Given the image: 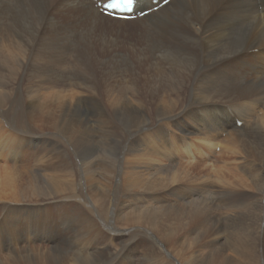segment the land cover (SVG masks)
Segmentation results:
<instances>
[{
	"label": "bare ground",
	"instance_id": "6f19581e",
	"mask_svg": "<svg viewBox=\"0 0 264 264\" xmlns=\"http://www.w3.org/2000/svg\"><path fill=\"white\" fill-rule=\"evenodd\" d=\"M97 3L0 0V87L20 84V72L24 78V67L10 62L12 43L33 50L35 43L30 42L45 24L52 23L54 35L64 17L75 28L83 24L103 29L141 27L149 41L144 55L151 71L162 70L166 76L164 119L156 118L165 131V145L158 152L161 146L154 147L157 132L152 127L143 132L149 114L138 100L132 123L127 119L123 123L124 135L136 136L134 175L166 197L216 198L220 202L217 211L237 209L248 215V224L253 226L255 209H260L264 196V0H173L158 11L129 21L106 17ZM152 4V0H138L137 11L152 9ZM0 117V130L6 133L9 119L4 107ZM238 120L241 127L236 125ZM10 128L17 130L18 125L12 123ZM113 143H120L121 147L113 146L124 150L125 141ZM0 161L4 160L0 157ZM220 164L232 176H226ZM199 166L220 176L212 179L199 172L194 177L192 168ZM241 177L243 181H239ZM186 180L192 183L191 189L185 190L190 184ZM234 189L254 191L245 201ZM217 191L237 196L219 198ZM46 193L42 182L26 181L18 164H0V264H182L180 252L172 245L118 243L115 239L73 243L74 235L107 238L112 234L99 226L58 228L50 222L49 212L45 214L48 222L42 221L37 198ZM62 205L56 213L61 220L66 209ZM239 244L237 263L248 264V242ZM87 255L92 263L84 259Z\"/></svg>",
	"mask_w": 264,
	"mask_h": 264
},
{
	"label": "rangeland",
	"instance_id": "374dc122",
	"mask_svg": "<svg viewBox=\"0 0 264 264\" xmlns=\"http://www.w3.org/2000/svg\"><path fill=\"white\" fill-rule=\"evenodd\" d=\"M64 18L58 21L55 35L52 23L37 29L30 42L35 43L33 50L12 43L10 62L24 67V78L20 72V84L0 87V113L4 107L9 119L7 132L0 130L4 160L0 164L16 163L26 181L42 182L47 191L37 198L42 221L48 222L45 214L49 212L50 222L58 228L99 226L112 234L107 238L74 235L71 241L76 244L115 239L172 245L180 252L182 264H238L236 250L247 241L248 264H264V196L250 226L244 212L217 211L216 198L166 197L134 175L136 136L124 135L123 127L126 119L132 123L138 100L149 114L143 132L154 128L158 136L154 147L161 146L158 152L165 145V131L156 118L164 119L166 76L162 70L151 71L144 55L149 41L141 27L103 29L83 24L75 28ZM12 123L17 130L10 128ZM123 141L121 152L113 146L121 147L120 143L113 142ZM203 167H193L191 174L220 176ZM220 167L232 176L224 165ZM186 182L190 184L185 190L191 189L192 183ZM234 190L244 200L254 191ZM216 193L219 198L228 194ZM61 205L66 208L62 220L56 214ZM84 259L92 263L90 255Z\"/></svg>",
	"mask_w": 264,
	"mask_h": 264
},
{
	"label": "snow or ice",
	"instance_id": "6c2138e0",
	"mask_svg": "<svg viewBox=\"0 0 264 264\" xmlns=\"http://www.w3.org/2000/svg\"><path fill=\"white\" fill-rule=\"evenodd\" d=\"M121 2V0H115V2H112L108 5H106L107 7H111V8H116L119 6V3ZM123 4L127 7H132V5L136 2V0H122ZM141 11V15H147V13L144 10H140ZM149 11H151V8H149Z\"/></svg>",
	"mask_w": 264,
	"mask_h": 264
},
{
	"label": "trees",
	"instance_id": "16d2710c",
	"mask_svg": "<svg viewBox=\"0 0 264 264\" xmlns=\"http://www.w3.org/2000/svg\"><path fill=\"white\" fill-rule=\"evenodd\" d=\"M128 25V24H127Z\"/></svg>",
	"mask_w": 264,
	"mask_h": 264
}]
</instances>
